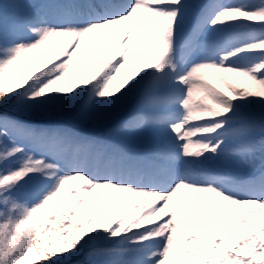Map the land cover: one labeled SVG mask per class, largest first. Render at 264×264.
<instances>
[{
	"label": "snow or ice",
	"instance_id": "obj_1",
	"mask_svg": "<svg viewBox=\"0 0 264 264\" xmlns=\"http://www.w3.org/2000/svg\"><path fill=\"white\" fill-rule=\"evenodd\" d=\"M0 264H264V0H0Z\"/></svg>",
	"mask_w": 264,
	"mask_h": 264
},
{
	"label": "rangeland",
	"instance_id": "obj_2",
	"mask_svg": "<svg viewBox=\"0 0 264 264\" xmlns=\"http://www.w3.org/2000/svg\"><path fill=\"white\" fill-rule=\"evenodd\" d=\"M241 78L239 77H235L232 76L231 79H229V81H227L228 83H232L234 85H239ZM217 83L218 86L220 87H224V82L223 81H215ZM133 107V102L130 100L126 107L123 108L122 110H119L115 113H113L112 115L108 116L107 118L101 120V121H97V122H93L90 124L85 125V127H87V129L90 132H93L95 134H106L108 133V131L110 129H113L116 127V125H118L120 123L121 120H123L125 117L128 116V114L131 112ZM68 118V117H67ZM67 118H61L63 120H65L66 122H73L74 121V117L71 116V118L69 117ZM114 140H116L117 142H138V143H149L150 141L148 140H136L135 138L127 135V134H121V135H117L113 137Z\"/></svg>",
	"mask_w": 264,
	"mask_h": 264
},
{
	"label": "trees",
	"instance_id": "obj_3",
	"mask_svg": "<svg viewBox=\"0 0 264 264\" xmlns=\"http://www.w3.org/2000/svg\"><path fill=\"white\" fill-rule=\"evenodd\" d=\"M67 117H68V118H69V117L71 118V115H69V116H67ZM67 117H64V118H67ZM68 118H67V119H68ZM81 259H83V258H81Z\"/></svg>",
	"mask_w": 264,
	"mask_h": 264
}]
</instances>
